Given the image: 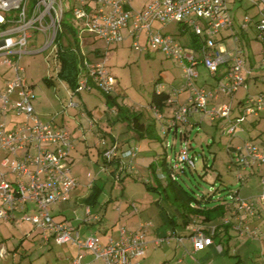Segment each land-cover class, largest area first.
Masks as SVG:
<instances>
[{
	"label": "built area",
	"instance_id": "obj_1",
	"mask_svg": "<svg viewBox=\"0 0 264 264\" xmlns=\"http://www.w3.org/2000/svg\"><path fill=\"white\" fill-rule=\"evenodd\" d=\"M244 1L258 6L254 29L264 51V0ZM67 2L70 3V0H0V74L6 76L4 87L0 88V221L11 220L19 207L29 203L34 208L33 213L26 208L21 219L31 224L42 243H69L76 247L77 252L66 258V264H94L96 260L101 261V264H141L140 258L148 247L145 236L149 224L141 222L136 231L120 229L116 238L109 235L103 244L99 236L82 237L72 224L52 216V207L65 205L76 186L70 168L61 167V161L73 149V142L64 127L51 121H40L31 106L32 89L24 78L25 69L20 64L21 58L29 53V41L36 33L42 34L45 39L41 51L53 45L60 29L59 22L64 12L70 9L73 19L81 24L80 33L92 35L106 45L95 60L84 57L77 86L71 91L72 96L81 91L89 92L94 86L101 93L112 94L116 80L109 75L105 60L110 48L123 42L121 31L132 21V48L139 53L149 49L159 50L166 59L177 61L182 67L183 84L180 90L173 89L171 96L178 90H188L189 95L186 104H178L175 108L174 99L167 100L171 127L179 123L185 125L194 113H206L212 121L226 120L227 123L220 126L222 132L230 138L236 137L243 131L238 125L242 118L230 115L231 105L208 108L207 104L209 99L214 100L219 95L232 96L245 82L242 49L237 46L228 49L217 43V35L234 25L229 5L238 0H152L138 12L130 6L131 0H74L66 7ZM173 21L193 33L198 40L197 47L182 46L172 34L153 28L156 22L166 27ZM250 22L252 19L245 15L239 28L244 29ZM142 33L145 36L143 45L140 44ZM234 40L237 41L236 35ZM200 64L212 76L216 74V69L225 66L223 78L215 83L212 91L196 85L199 74L195 70ZM5 67L7 69L1 71ZM243 99L240 114L257 116L264 112V94L247 95ZM68 106L78 105L69 103ZM153 109L154 115L160 119V113ZM10 115L15 119L7 120ZM16 117L21 119L17 120ZM8 121L13 123L12 127L8 126ZM183 143L171 160V171L195 167V157L188 155L189 148ZM102 146L101 159L105 161V170L114 161L121 163L120 172L126 166L131 167L136 149L124 150L119 154L115 144L105 143ZM261 151L260 146L250 140H244L239 146L228 147L231 163L228 168H236L237 181L243 180L242 171L264 165V153ZM122 158L129 160L126 162ZM120 172H114L116 182L121 180ZM162 177L163 174L159 176L160 179ZM259 181L261 191L255 199L244 200L234 193L229 197L236 202L238 210L252 217L264 205V172ZM83 208V215L89 218L90 206L84 205ZM133 209L137 210L134 206ZM86 217V223L100 219L97 215L91 221ZM215 231L216 228L211 226L209 233L205 234L196 228L187 239L193 243L195 250L201 251L212 242ZM175 239L183 241L180 236ZM154 243L160 245L161 241L155 239ZM86 255L93 257V260L83 261ZM0 257H8L2 246Z\"/></svg>",
	"mask_w": 264,
	"mask_h": 264
},
{
	"label": "rangeland",
	"instance_id": "obj_2",
	"mask_svg": "<svg viewBox=\"0 0 264 264\" xmlns=\"http://www.w3.org/2000/svg\"><path fill=\"white\" fill-rule=\"evenodd\" d=\"M73 1L67 2L66 7L72 4ZM150 1L131 0L130 6H132L134 11L138 12ZM242 1V6L236 14L237 18L241 21L244 12L250 17V14L258 8L257 5H251L244 0ZM69 21L77 31L76 36L79 41V49L83 54H89L95 48H105L106 45L102 40L95 39L92 35L81 34V24L77 20H74L72 16ZM153 28L155 30L161 28L160 31L162 33L172 34L179 43L184 44V42L189 40L188 32L183 36L179 35V24L174 21L170 22L167 27H162L160 23L156 22ZM123 36L125 37V35ZM144 40L145 36L142 33L140 37L141 45L144 44ZM227 40L232 41V36L228 37ZM44 41L45 39L42 37V34H34L32 40L29 41L27 50L35 52L27 55L24 54L20 64L24 66V78L27 84L32 89L34 97H37V100H33V106L38 107L37 112L40 120L49 122V119H52L53 121L51 122L53 124L67 129L71 139L73 138L72 145L76 147L72 153V158L75 157V162L71 165V174L76 176L77 186H75V190L69 198V205L66 204L64 206L63 213L54 216L58 220H66L68 223L75 225V227L77 226L78 223L75 220L83 212L81 207L79 208V205H86L80 201L86 199L93 192L92 188L89 187L90 182L94 178L99 177L104 183L103 189L98 191L99 195L95 199L94 206H90L91 213L89 218L83 215L86 219L91 221L94 215H97L100 219L93 224L96 226L101 222L103 226L110 224L112 230L118 232L120 229L125 228L126 218L120 217L116 213V207L122 205V203L132 202L134 205L143 207V209L153 208L154 212L148 214L146 216L148 220L143 223L150 224L151 221L160 223L158 216L160 209L157 201H159L162 207L164 206L167 209L170 205L166 200L159 199L160 195L158 193L147 190L143 183L149 182L148 180L153 183V180L150 178V172L147 171L149 164L151 162L157 164L159 162L157 157L164 151H166V157H168V162H170L175 158V155L182 148L183 142H185L189 148L188 155L195 157V167L192 168V172L186 170V173L182 174L184 181L182 184L184 187L190 188L196 185L199 191L202 192L207 190L213 192L215 188L219 187V189H222L221 195L224 194V196L228 197L237 188L239 189L240 183L237 182L236 168H228L231 163L227 146H239L242 143L239 139L249 136L260 146L262 151L264 150V112H260L257 116L238 113L237 95L233 96L232 110L229 113L231 116L235 115L242 118V122L238 125L242 129L244 126L248 130L244 133H239L237 137L234 136L230 139L229 136L222 132L221 127L211 122L206 113H202L206 115L202 126H192L191 128L189 126L186 140L180 137L179 132L185 133L184 125L180 123L178 124L179 130L176 136L172 132L166 135L164 131L159 130L163 118L159 119L154 115L155 111L149 102L151 94L154 89H159L161 84L162 89L165 91H171L170 85L172 84L179 85L183 78V74L181 73L182 67L177 61L166 59L163 52L159 50L154 51L149 49L148 51L139 53L130 46L133 40L124 38L122 43L120 42L110 48L111 50L105 60L109 75L113 76L116 80L111 95L118 98L117 101L123 104L124 108L129 112L141 113L142 122L145 125L152 124L153 127L155 126V135L159 139L163 138V140L161 142H152L148 141V138H136L133 136L134 134L130 131V128L126 129L128 127L127 119L122 122L115 121L114 110L104 103L106 99L104 93L102 94L100 91L92 88L89 92L81 91L72 96L67 82L57 77L59 72V65H57L56 59L57 44H51L41 51L40 49H42ZM69 43H72V40L69 37H64L62 45L68 47ZM236 43H238L239 47L243 44V56L246 58L244 66L245 69L252 72L248 78L246 77L248 76L246 72L243 73L245 82L237 90L238 95L245 97L247 95L256 96L260 93L264 94V51L263 45L256 38L254 29L251 30L249 41L241 38ZM222 46L228 47L225 44H222ZM5 69L7 68H1V71H5ZM195 71L199 74L198 85L204 82V78L208 81L215 80L211 72L202 64ZM47 78L52 79L53 84L46 85L44 80ZM158 80H160V83L155 86ZM179 97L178 101L180 104L184 103V96ZM221 97L223 96L221 95L219 98ZM229 101L227 99L223 103L229 104ZM69 103L78 105V107H70L68 106ZM166 114L167 110L164 108L160 115L165 116ZM16 118L17 120L21 119V117ZM255 120H257V123L252 125V121ZM109 121H113V123L110 125ZM91 125L93 127H90ZM8 126L12 127L13 123L8 121ZM119 136H133L129 144L133 145L134 143L136 145L138 155L134 158V167L136 166L137 168L126 171V173L121 171V180L116 182L113 176L116 173H111L108 168L104 169L105 164L101 159L102 156H98L97 149L102 151V144L110 143L112 141L111 137L119 138ZM165 145L169 147L167 148ZM205 163L209 164V166L211 165V167L209 168L208 165L205 167ZM159 169V167L156 169L157 175L166 173ZM87 173L92 175L91 180L88 182L86 181ZM59 211L58 205L52 207V214H59ZM28 212L33 213V210L30 209ZM22 215L15 217L14 223L7 222L6 225H3L2 234L0 233V246L4 247L7 251L8 257L5 259L0 257V264H66V258L77 252L76 247H73L69 243L59 245L51 242L45 244L39 240L38 236L33 238L37 232L29 222L21 219ZM109 231L111 230L109 229ZM93 232H95L94 229L89 230V232L84 230L82 237L97 235L100 237L101 243H103L105 236L102 232ZM109 233L114 234L112 232ZM2 235H4V239H2ZM92 260L93 257L89 255H86L83 259V261L88 262ZM253 260L251 259L245 264H254ZM259 261L255 263H259ZM94 264H101V261L96 260Z\"/></svg>",
	"mask_w": 264,
	"mask_h": 264
},
{
	"label": "crops",
	"instance_id": "obj_3",
	"mask_svg": "<svg viewBox=\"0 0 264 264\" xmlns=\"http://www.w3.org/2000/svg\"><path fill=\"white\" fill-rule=\"evenodd\" d=\"M152 1V0H151ZM242 0H238V2H234V3H230L229 8H230V15L232 16V19L234 21V25L232 28H228L225 30H222L219 35H217V43L220 45H227L228 49H232L235 46H237L238 48H241L243 51V44H241V46L239 47L238 43H236V41L234 40V36L236 35L237 37V41L241 40V38L246 39V41L250 40V33L251 30L254 29L255 26V21H256V12L257 10H255L253 13L250 14V17L252 19V22H250L248 24V26L244 29H240V22L241 20H239L236 16V14L239 11V8L242 6ZM243 15L248 16L246 14V12L243 13ZM243 16V17H244ZM167 27V26H166ZM248 28V30H247ZM161 29V28H160ZM132 30V21L129 22V25L126 29H124L123 31H121L122 35H125V37L123 36V38L126 39H131L132 40V36L130 34V31ZM179 32V31H178ZM255 35H256V30L254 29ZM186 32L182 33L180 32L179 35L183 36ZM232 36L233 40H227L228 37ZM34 37V35L32 36V38ZM32 40V39H31ZM189 43H191L190 41V34H189V40L184 42V44L179 43L182 46L185 45H189ZM34 48V47H33ZM32 48V49H33ZM226 48V47H225ZM31 49V50H32ZM28 51V50H27ZM29 52V51H28ZM82 52V51H81ZM32 53V51H30L27 54ZM102 53V49L100 48H95V50H91L89 52V54H82L87 58V59H96L100 54ZM26 54V55H27ZM244 54V51H243ZM242 54V55H243ZM244 57V56H243ZM246 61V58L244 57V62ZM225 66H221L220 68L216 69V74L214 75V81H208L204 78V82L200 83V85H198V81L196 82L197 86H204L208 91H212L214 89V85L215 83H217V81L223 78L225 72H224ZM245 69V68H244ZM245 72L248 76H246L247 78L249 76H251L252 72L248 71L247 69H245ZM183 74V73H182ZM7 76L9 75V73L6 74ZM5 77L6 76H2L0 74V88H3L5 85ZM183 84V78L181 83L178 85H170L171 91H166L170 94V98L174 99L175 103L173 105V107L177 106V104L179 105H183L186 104L187 101L186 99L188 98V90H182L179 91L181 89V85ZM162 88V87H161ZM173 89H179L178 92L171 96L172 94V90ZM187 91V92H186ZM183 92V93H182ZM186 92V93H184ZM32 93V91H31ZM182 93V94H180ZM237 95V108H238V113H239V105L242 102V100H244L242 97V95H238V91L233 94L232 96H225L222 95L223 97L219 98L221 95H219L218 97L213 99H209L208 100V108H215V107H220L222 105H227L224 104L223 102H225L227 99H229V104L231 105L232 108V102L234 101L233 96ZM179 96H184V103L180 104V102L178 101V99L180 98ZM115 97V96H113ZM36 99L37 97H34V94L32 93V107L35 109L36 113L38 114V107L37 106H33V100ZM118 100V98H117ZM117 102V101H116ZM105 103V102H104ZM221 103V104H219ZM106 104V103H105ZM228 104V105H229ZM107 106H110L109 104H106ZM151 105V104H150ZM220 105V106H219ZM78 107V106H77ZM152 107V105H151ZM174 107V108H175ZM111 109L114 110L115 115L114 118L116 119L115 121H125V119L120 120L117 119V109L116 108H112ZM153 109V107H152ZM167 110V114L164 116V118H166L165 120L162 119L161 122V127L159 130L162 131H166L167 134L170 132H173L174 129H176V134L178 132V126L172 128L171 127V122L169 120L170 118V108L166 107L165 108ZM154 110V109H153ZM39 116V114H38ZM206 115H203L202 113H194L192 114L189 118H188V123H186L183 127L185 129V133H180V137L181 135H184L187 138V130L193 126H202L203 120L205 119ZM40 117V116H39ZM233 117H236L235 115ZM9 121L12 119H15L13 117V115H10ZM40 119V118H39ZM128 120V119H127ZM42 121V120H40ZM49 121H53L52 119H49ZM46 122V121H43ZM129 122V120H128ZM212 123H216L217 126H222L225 125L227 122L226 120H221V119H215L214 121L211 120ZM252 125L257 123V120L252 121ZM112 122L109 121V124L111 125ZM145 125V124H144ZM149 125V124H146ZM145 125V126H146ZM152 125V124H151ZM90 127H93V125H91ZM155 127V126H154ZM154 127L153 126H149L148 129L151 130V134L152 137L155 136V131H154ZM126 129H129V127H127ZM131 131V130H130ZM190 131V130H189ZM245 131H248L247 128H244L243 126V131L240 132L244 133ZM133 133V132H132ZM134 134V133H133ZM166 134V135H167ZM136 138L137 137L135 134L133 135ZM132 137H111L110 143H106L107 145L109 144H115L118 146V153L121 154L124 150H133L136 149V145L133 143V145H130L129 142L130 140L133 138ZM238 136V135H237ZM236 136V137H237ZM141 139V138H139ZM147 139V138H146ZM231 139V138H230ZM73 140V138H72ZM242 143L244 142V140H250L251 142L255 143L253 141L252 137H243L242 139H239ZM148 141H152V138H148ZM75 142V141H74ZM241 143V144H242ZM75 144V143H74ZM239 144V145H241ZM257 144V143H255ZM73 149L70 152L69 156L67 158H64V160L61 161V167L65 168V167H69L70 171H71V165L73 164L74 158H72V153L75 151V145H73ZM229 146H227L228 148ZM87 152V151H86ZM101 150L97 149V154L99 157H101ZM166 152V151H165ZM262 153H264V150L261 151ZM138 155L137 153V149H136V155H134V158ZM71 156V157H70ZM167 156V155H166ZM72 158V159H71ZM132 160V164L131 167H125L124 170H122L123 172L126 173V171L129 170H134L137 167H134V159ZM82 159V158H80ZM123 159V158H122ZM129 159H123V161H128ZM121 165V163L114 161L113 163L110 164L109 169L110 172H120L119 170V166ZM149 169V167H148ZM149 171V170H147ZM264 172V165H261L257 168H254L253 170L251 169H247L245 171H242L243 174V180L241 181H237L239 182V189L237 188L235 191L232 192V194H237V196H239L241 199H255L258 194L261 191V182L259 181L260 176L262 175V173ZM88 175L86 176V181H90L92 178V175L87 173ZM70 175L75 179L76 181V186H77V180H76V176H73L70 172ZM150 178L151 180H153V177L151 175L150 172ZM149 182L147 186L151 185L154 186V180L153 183L150 182V180H148ZM86 182V183H87ZM96 186L97 188H99V191L102 190L103 188V181L102 179L98 178H94L92 182H90V186L89 187H93ZM75 190V186L73 188V190L70 192V197L72 192ZM154 191V190H151ZM156 193V192H155ZM231 194V195H232ZM99 195V194H98ZM97 195V196H98ZM69 197V198H70ZM230 197V195H229ZM70 200V199H69ZM69 200L66 202L67 205H69ZM81 203L82 200L80 201ZM95 202V200H94ZM65 205H61L59 206L60 211L59 214H53V215H60L63 213V209ZM85 204V202H84ZM157 205L159 206V211H158V216L160 219V223H155V221H151V223L149 225H147V229H146V236H145V241L148 242V247L146 249V252L143 254L144 256H142L140 258V263L141 264H245L247 263V261L254 259L253 262L254 264H264V205H261V207L258 208V212L256 214V216L252 217L250 214L244 212L243 210H238L236 207V202L233 201H229V207L227 208L228 212L226 214V216H224L222 218V220L225 222V224L228 225V228H220V230L218 231L217 236L211 238L212 242L210 244H208L203 250L198 251L195 250L193 247V243L187 239V237H189L192 232L198 228L201 229L205 234L209 233V229L210 227H214L213 225H209L212 223H207L206 225H202L199 224L197 222H192V224H189L187 226H183L182 224H180V217L179 215H177L173 210V207L170 205L169 208H164V206L162 207V205L159 203V201H157ZM91 206H94L91 205ZM133 206L135 208H137V210L135 211L133 209ZM81 207V210L83 211L79 217L76 218V222L78 223L77 226L75 227V225H72L73 227H75L77 230H79L80 234L83 233V231L87 230V232H89V230L94 229L95 232L97 231H101L102 234L105 236V240L103 241V244L105 243V241H107V238L110 236H113L114 238H116L118 236V232H115L114 230H112V226L109 225H102V222L98 224V226H96L93 223H86V221H84V205L80 204L79 208ZM26 208L30 209H34L33 206L31 204H24L23 207H19L15 212H14V216L13 218H11V220H7V221H0V233L2 234V230H3V225H6L7 222L9 223H14L15 221V217H18L20 215H22ZM91 208V207H90ZM76 211V210H74ZM153 208L150 207V209H143V207L139 206V205H134V203L132 202H127V203H122V205H118L116 207V213H118V215L120 217H125L126 218V225H125V229L128 231H136L138 225H140V223L148 220L146 219L148 216V214L153 213ZM52 215V216H53ZM66 221V220H64ZM2 222V223H1ZM67 222V221H66ZM94 227V228H93ZM109 229L111 231H109ZM207 229V230H206ZM206 230V231H204ZM208 231V232H207ZM93 232V233H95ZM112 232L114 234L108 233ZM107 234V235H106ZM178 236L182 237L183 241H177L175 238H178ZM2 239H4V235L1 236ZM159 240L161 241L160 245H157L154 243V240ZM101 240V239H100ZM101 243V241H100ZM261 262H260V261ZM256 261H259V263H255Z\"/></svg>",
	"mask_w": 264,
	"mask_h": 264
},
{
	"label": "trees",
	"instance_id": "obj_4",
	"mask_svg": "<svg viewBox=\"0 0 264 264\" xmlns=\"http://www.w3.org/2000/svg\"><path fill=\"white\" fill-rule=\"evenodd\" d=\"M71 17V10H67L64 12L62 20H60V29L59 32L55 35V43L57 44V65H59V72L58 78H62L65 80L70 87V91H73L77 86L78 82V75L81 72V62L84 59V55L82 54L81 50L79 49V41L77 38V31L69 21ZM179 32H188L190 34V41L189 45L197 47L198 40L197 38L188 30V28H184L179 24ZM64 37H69L72 40V43H69L68 47H64L62 45V40ZM214 77V76H213ZM45 84L50 85L53 84L52 79L47 78L44 80ZM160 83V80L155 83V86ZM94 86V85H93ZM95 88V86L93 87ZM91 90V89H90ZM103 94V93H102ZM105 94V103L109 104L110 107H114L117 109V119L123 120L128 119V127L130 130L139 138L146 139L152 138V142L158 141L161 142L163 138L159 139L156 135L152 137L150 133L151 130L148 129L149 125H144L142 122L141 113L137 112H129L124 108L123 104H120L117 101L116 97H113L109 93ZM170 99V94L166 92L164 89H154L151 94V99L149 100L150 104L153 108H155L159 113L162 112L164 108H168L167 100ZM117 101V102H116ZM243 102V100H242ZM242 102L239 105H242ZM160 118H164L161 116ZM236 118V117H234ZM178 126L175 124L172 128ZM173 135L176 136V129L173 130ZM165 134L167 132L165 131ZM182 139H187L184 135H181ZM165 147H167L165 145ZM228 149V148H227ZM167 153L164 151L160 156H158L157 160L159 162L154 164L151 162L149 164V172L154 180V186H147L148 183H143L146 186L147 190H154V192L160 195L159 199L166 200L172 207L173 211L179 215L180 217V224L183 226H187L192 224V222H197L202 225H206L207 223H212L209 225H213L216 228L214 236H217L218 231L220 228H228V225L222 220L224 216H226L229 207V201H232L227 196L221 195L222 189L219 187L215 188L213 192L210 191H199L198 187L194 185V187L185 188L182 184L183 178L182 174L186 173V170L192 172V168H179L176 171H171V161L168 162V157H166ZM104 164L105 161L103 160ZM209 166V164L205 163V167ZM160 168V171H165L166 173H162L163 177L160 179L159 176L162 174H158L156 169ZM204 167V168H205ZM211 165L209 166V168ZM93 192L86 198L83 199L82 202H85L87 206H91L94 204V200L97 198L99 188L93 185L91 187ZM55 215H53L54 217ZM207 230V229H206ZM204 230V231H206ZM208 232V231H207ZM38 234L34 235L33 238L37 237Z\"/></svg>",
	"mask_w": 264,
	"mask_h": 264
}]
</instances>
